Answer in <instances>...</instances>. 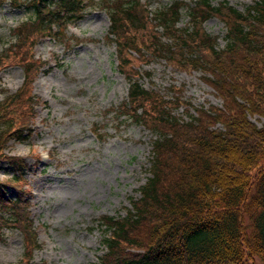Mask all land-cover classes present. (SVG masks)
<instances>
[{
  "label": "trees",
  "instance_id": "obj_1",
  "mask_svg": "<svg viewBox=\"0 0 264 264\" xmlns=\"http://www.w3.org/2000/svg\"><path fill=\"white\" fill-rule=\"evenodd\" d=\"M88 2L107 12L117 67L129 80L119 114L154 134L139 195L130 197L125 215L97 218L107 235L93 264H264V0L244 11L226 1L194 0L186 5V26H178L177 0L155 14L141 0H22L31 14L0 53V70L10 62L24 72L22 84L0 100V160L14 170L12 179L0 180V235L17 228L26 251L20 264H32L37 232L20 179L25 160L6 148L31 132L38 102L31 86L44 64L34 45L63 36ZM210 16L226 27L222 47L203 25ZM147 56L199 69L221 104L194 106L144 87L136 74ZM178 105L187 118L173 113Z\"/></svg>",
  "mask_w": 264,
  "mask_h": 264
},
{
  "label": "rangeland",
  "instance_id": "obj_2",
  "mask_svg": "<svg viewBox=\"0 0 264 264\" xmlns=\"http://www.w3.org/2000/svg\"><path fill=\"white\" fill-rule=\"evenodd\" d=\"M152 13L175 0H141ZM181 1L178 26L189 22ZM244 11L253 0H210ZM86 4L83 15L72 21L59 39L43 37L34 54L45 65L32 82L34 105L32 131L11 139L6 152L21 155L30 217L37 231L32 264H93L103 252L107 235L97 218L101 214L125 215L130 197L149 175L151 139L142 123L119 114L127 97L129 80L118 69L115 43L108 37L109 17L97 6ZM31 12L22 0H0V53L13 40L14 27ZM205 29L225 44L226 27L217 16L204 20ZM138 81L164 97L180 96L194 106L220 105L221 99L203 81L199 69L169 65L163 57L147 56L138 64ZM24 80L20 65L7 62L0 70V100ZM174 87V88H173ZM178 105L173 113L187 118ZM257 124L261 120L251 116ZM220 127V126H219ZM12 166L0 160V180L12 179ZM7 195L14 196L12 187ZM25 242L15 227L0 235V264H20Z\"/></svg>",
  "mask_w": 264,
  "mask_h": 264
}]
</instances>
